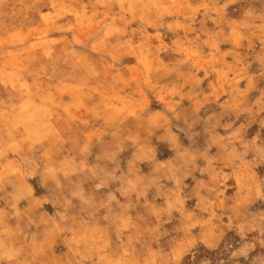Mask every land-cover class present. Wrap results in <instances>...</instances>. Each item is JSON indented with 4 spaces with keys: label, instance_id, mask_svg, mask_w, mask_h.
Returning <instances> with one entry per match:
<instances>
[{
    "label": "clouds",
    "instance_id": "obj_1",
    "mask_svg": "<svg viewBox=\"0 0 264 264\" xmlns=\"http://www.w3.org/2000/svg\"><path fill=\"white\" fill-rule=\"evenodd\" d=\"M0 264H264V0H0Z\"/></svg>",
    "mask_w": 264,
    "mask_h": 264
},
{
    "label": "rangeland",
    "instance_id": "obj_2",
    "mask_svg": "<svg viewBox=\"0 0 264 264\" xmlns=\"http://www.w3.org/2000/svg\"><path fill=\"white\" fill-rule=\"evenodd\" d=\"M125 155H127V154H125ZM167 155H170V153H167L166 151H162V157L167 156Z\"/></svg>",
    "mask_w": 264,
    "mask_h": 264
}]
</instances>
